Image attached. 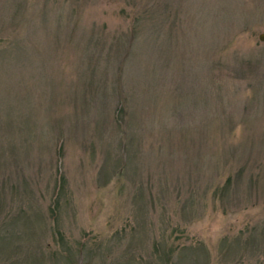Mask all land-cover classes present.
<instances>
[{"label":"rangeland","instance_id":"obj_1","mask_svg":"<svg viewBox=\"0 0 264 264\" xmlns=\"http://www.w3.org/2000/svg\"><path fill=\"white\" fill-rule=\"evenodd\" d=\"M264 0H0V264H264Z\"/></svg>","mask_w":264,"mask_h":264},{"label":"water","instance_id":"obj_2","mask_svg":"<svg viewBox=\"0 0 264 264\" xmlns=\"http://www.w3.org/2000/svg\"><path fill=\"white\" fill-rule=\"evenodd\" d=\"M258 39H259L260 41H264V33H259V34H258Z\"/></svg>","mask_w":264,"mask_h":264}]
</instances>
